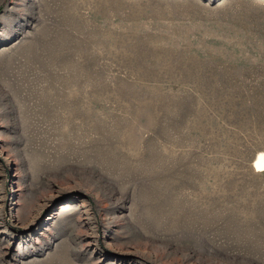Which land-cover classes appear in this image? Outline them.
<instances>
[{"label":"rangeland","instance_id":"rangeland-1","mask_svg":"<svg viewBox=\"0 0 264 264\" xmlns=\"http://www.w3.org/2000/svg\"><path fill=\"white\" fill-rule=\"evenodd\" d=\"M264 0H0V264H264Z\"/></svg>","mask_w":264,"mask_h":264},{"label":"bare ground","instance_id":"bare-ground-1","mask_svg":"<svg viewBox=\"0 0 264 264\" xmlns=\"http://www.w3.org/2000/svg\"><path fill=\"white\" fill-rule=\"evenodd\" d=\"M253 166L257 173H264V152L256 156Z\"/></svg>","mask_w":264,"mask_h":264}]
</instances>
